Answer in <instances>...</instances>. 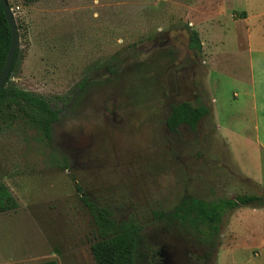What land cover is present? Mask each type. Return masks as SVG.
I'll return each instance as SVG.
<instances>
[{"label":"rangeland","instance_id":"rangeland-1","mask_svg":"<svg viewBox=\"0 0 264 264\" xmlns=\"http://www.w3.org/2000/svg\"><path fill=\"white\" fill-rule=\"evenodd\" d=\"M8 3L20 35L10 80L66 100L56 101L50 140L25 118L2 124L0 182L17 206L0 213V264H95L84 197L140 227L135 264L155 237L194 243L186 225L155 215L183 198L264 197L249 81L252 57L264 53V0ZM181 101L209 113L171 132L166 118ZM254 208L264 209L224 211L210 264H264Z\"/></svg>","mask_w":264,"mask_h":264},{"label":"trees","instance_id":"trees-1","mask_svg":"<svg viewBox=\"0 0 264 264\" xmlns=\"http://www.w3.org/2000/svg\"><path fill=\"white\" fill-rule=\"evenodd\" d=\"M22 1L25 4H30L37 0ZM235 14L237 18L246 17L245 11ZM17 28H19L18 25ZM10 40V28L0 2V73L5 63ZM190 46L198 52L201 51V43L194 30H190ZM19 55L18 48L9 77L0 89V130L2 124H8L18 118H25L46 139L50 140L52 125L58 119L62 109L57 102L64 103L66 99L61 96L49 99L16 86L10 77L18 64ZM208 113L209 108L204 104L193 105L187 101L177 102L170 106L166 124L174 132L182 124L195 129L198 121ZM83 199L95 227L96 238L90 245L95 264H135L136 251L141 240L140 227L134 222L118 223L108 208L86 200L85 197ZM16 206L17 202L9 188L0 182V213L14 209ZM242 206L264 207V197L256 194H244L233 199L207 202L189 196L183 198L172 209L160 211L155 215L160 219L177 220L180 224L189 226V230H193L197 234L199 241L206 242L213 237H218L224 211ZM35 264H57V262L51 259Z\"/></svg>","mask_w":264,"mask_h":264},{"label":"flooded vegetation","instance_id":"flooded-vegetation-1","mask_svg":"<svg viewBox=\"0 0 264 264\" xmlns=\"http://www.w3.org/2000/svg\"><path fill=\"white\" fill-rule=\"evenodd\" d=\"M171 223L176 224L178 227L182 226L177 220L171 221ZM186 227L189 230V226ZM191 232L195 234V237H193L194 243L189 246L174 237L168 239L166 237H155L150 246H144L145 249L142 252L144 264H210L217 250V238L213 237L206 242H202L199 241L193 230Z\"/></svg>","mask_w":264,"mask_h":264},{"label":"crops","instance_id":"crops-1","mask_svg":"<svg viewBox=\"0 0 264 264\" xmlns=\"http://www.w3.org/2000/svg\"><path fill=\"white\" fill-rule=\"evenodd\" d=\"M250 62V97L252 98L251 109L254 110L252 126L257 133L259 145L264 149V53L261 55L256 53ZM250 210L264 215V209Z\"/></svg>","mask_w":264,"mask_h":264},{"label":"water","instance_id":"water-1","mask_svg":"<svg viewBox=\"0 0 264 264\" xmlns=\"http://www.w3.org/2000/svg\"><path fill=\"white\" fill-rule=\"evenodd\" d=\"M0 2L2 4L4 14H5V17L8 22L10 32H11V40H10L9 49L7 52V56L5 59L3 69L1 70V73H0V89H1L9 77L10 70H11L12 63H13L14 56H15V52L20 46V35H19V31L16 25V21H15L12 9L9 6L8 1L0 0Z\"/></svg>","mask_w":264,"mask_h":264}]
</instances>
